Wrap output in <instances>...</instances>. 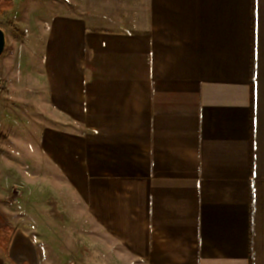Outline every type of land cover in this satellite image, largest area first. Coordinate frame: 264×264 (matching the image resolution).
<instances>
[{"label":"crops","instance_id":"1","mask_svg":"<svg viewBox=\"0 0 264 264\" xmlns=\"http://www.w3.org/2000/svg\"><path fill=\"white\" fill-rule=\"evenodd\" d=\"M28 1L0 77L54 170L33 210L85 217L54 260L264 264V0Z\"/></svg>","mask_w":264,"mask_h":264},{"label":"rangeland","instance_id":"2","mask_svg":"<svg viewBox=\"0 0 264 264\" xmlns=\"http://www.w3.org/2000/svg\"><path fill=\"white\" fill-rule=\"evenodd\" d=\"M11 5L12 0H0V25H4V28H7L9 32L6 53H12L18 46V42L21 41L24 33L18 25H22L23 21L32 23L39 15L38 4L28 0H17L14 15L9 13ZM1 26L0 28L4 29ZM4 59L5 55L0 60L2 70ZM26 60V57L23 60L21 57L18 64L21 62L26 64ZM38 61V58L32 57L29 64H32L33 68H37ZM10 62L11 64L15 63L12 59ZM10 91L8 83L1 75L0 253H7L8 246L14 238L17 240V246H15L13 254L20 260L32 262V257L35 256L41 261L42 256L43 260H46V264H61L54 259H63V256L71 250L73 253L72 245L75 239L83 245L80 253L85 254V242L81 238L84 239L86 233L69 230L70 225L85 224V217L38 215L35 213L36 210H33L43 196L53 197L52 183L47 180V177H53L54 170L53 168L44 169L40 166L39 157H37L35 149L32 150L36 146V135L33 134V131L34 133L37 131V121L22 118L20 86L15 89V96H12ZM37 190L40 195L38 198L36 197ZM53 202L52 199L48 201L47 208L51 213L54 209ZM60 224L65 225L66 228L63 227L60 230ZM104 251H106L105 254H109V248H105ZM64 264L84 263L72 261Z\"/></svg>","mask_w":264,"mask_h":264},{"label":"water","instance_id":"3","mask_svg":"<svg viewBox=\"0 0 264 264\" xmlns=\"http://www.w3.org/2000/svg\"><path fill=\"white\" fill-rule=\"evenodd\" d=\"M6 45H7L6 32L4 29L0 28V56L5 51Z\"/></svg>","mask_w":264,"mask_h":264}]
</instances>
